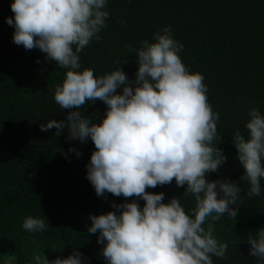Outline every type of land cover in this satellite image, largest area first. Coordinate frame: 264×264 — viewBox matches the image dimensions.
<instances>
[{
    "label": "clouds",
    "instance_id": "clouds-1",
    "mask_svg": "<svg viewBox=\"0 0 264 264\" xmlns=\"http://www.w3.org/2000/svg\"><path fill=\"white\" fill-rule=\"evenodd\" d=\"M108 0H13V17L5 22L14 27L13 42L26 50L39 49L45 59L66 70L56 86L54 101L67 109L64 120H48L40 131L55 129L59 137L66 128L68 139L95 146L86 165V179L97 196L137 197L135 201L113 203L117 211L90 215L87 233L98 234L107 264H213L212 257L223 259L228 249L213 235L214 224L227 216L235 221L239 204L261 194L264 178V114L250 108L244 128L237 129L232 143L244 169L240 177L249 185L243 197L241 187L228 179L209 181L206 173L216 172L226 157L216 145L219 114L212 110L207 86L200 73H190L179 53L184 45L173 39L171 27L154 33V42L144 40L135 51L137 71L130 80L119 67L128 60H117L112 71L97 76L93 69H81L80 53L93 40L99 42L107 27ZM124 23V21H121ZM39 63V61H37ZM118 89L122 92L117 93ZM107 105L100 123L96 113L85 115L88 103ZM214 142H216L214 144ZM77 156L79 151L69 148ZM186 185L183 197H193L191 214L178 197L167 203L164 193L148 188ZM205 224L207 226L205 227ZM45 218L28 216L22 228L29 233L43 232ZM249 255L264 264V227L249 235ZM82 254L48 260L43 254L33 264H81ZM8 264H12L9 260Z\"/></svg>",
    "mask_w": 264,
    "mask_h": 264
},
{
    "label": "trees",
    "instance_id": "trees-1",
    "mask_svg": "<svg viewBox=\"0 0 264 264\" xmlns=\"http://www.w3.org/2000/svg\"><path fill=\"white\" fill-rule=\"evenodd\" d=\"M13 0H0V264H33L35 255L48 260L82 254L81 264H107L98 234L87 233L90 215L117 211L111 205L144 201L137 197L97 196L86 179V165L95 151L86 143L68 139L67 129L55 137V129L40 131L48 120H64L67 109L54 101L57 85L66 70L46 60L39 49L26 50L16 45L14 27L5 22L13 17ZM107 27L80 55L81 69H93L97 76L116 68L114 61L125 59L119 67L132 80L137 71L135 51L141 42H154V33L171 27L173 39L184 45L179 53L190 73H200L207 86L212 110L219 114L217 147L226 157L216 172L206 173L209 181L228 179L241 187V197L249 185L242 182L244 169L232 143L234 132L246 133L244 125L250 108L264 114V0H108ZM124 21V23H121ZM39 61V63H37ZM122 92L118 89L117 93ZM107 105L88 103L85 115L96 113L95 123L104 117ZM216 142H214L215 144ZM69 148L79 151L77 156ZM184 187L175 181L148 188L164 193L165 203L178 197L191 214L195 200L181 196ZM261 194L239 204L233 221L224 216L215 222L213 233L228 245L225 258L212 257L213 264H256L249 255V235L264 227V178ZM45 218L43 232L29 233L22 228L24 219ZM207 224H205V227Z\"/></svg>",
    "mask_w": 264,
    "mask_h": 264
}]
</instances>
